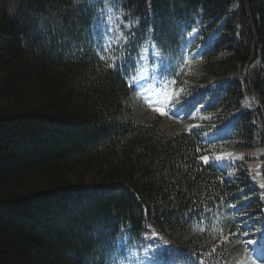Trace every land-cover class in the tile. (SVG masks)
<instances>
[{
	"label": "trees",
	"instance_id": "1",
	"mask_svg": "<svg viewBox=\"0 0 264 264\" xmlns=\"http://www.w3.org/2000/svg\"><path fill=\"white\" fill-rule=\"evenodd\" d=\"M194 31L228 74L177 94ZM148 71L179 133L119 118ZM245 149H264V0H0V264H237L239 238L262 258Z\"/></svg>",
	"mask_w": 264,
	"mask_h": 264
},
{
	"label": "rangeland",
	"instance_id": "2",
	"mask_svg": "<svg viewBox=\"0 0 264 264\" xmlns=\"http://www.w3.org/2000/svg\"><path fill=\"white\" fill-rule=\"evenodd\" d=\"M122 26H127L125 22H123L118 16H115L113 14H110L109 21L106 23V30L108 32V36L110 40L116 41L121 37L122 34ZM213 37H216V33H213ZM211 37V36H210ZM206 37H202V33L198 31H194L188 38V44L194 55L192 57L186 58V63L184 66V70L186 71V76L184 79V82L186 84L187 91L185 93H194L200 90V88H203L207 85H209V88L214 89L215 83L223 76L227 75L228 73H222L221 71L212 72L208 69L206 66V63L203 61V59L199 58L198 55H196V52L200 48L207 47L206 43L210 45L212 42L211 39H209V42L202 43L206 41ZM185 45L181 47V53H184ZM227 53V52H226ZM139 89H142L143 92H137L134 95H132L130 98L125 99L123 101L124 108L122 112L120 113L119 117L121 119L125 120H131L136 123H150L153 121V119L159 115H162L164 117L163 121L160 124V129L162 132L166 134H176L180 132L184 128L183 122L167 117L166 115V109L161 106L162 102L166 100L167 98L162 97L160 99H154L152 101H148L149 92L151 91L150 81L148 79H145L142 82V85H140ZM157 108H162L165 110L164 114L158 113L156 111ZM215 113V114H213ZM219 112L210 111L207 115H205V118H208L210 116H215ZM199 118L192 119V122L198 123V124H207L210 123L205 121V119L200 114ZM203 118V119H202ZM262 152L264 154V149L258 150V149H245L243 151H240L239 156H241V159L243 162H245L242 166L247 168L250 172L254 173L256 176L260 175L261 169L264 167V159L262 158ZM227 155V154H226ZM231 156V155H229ZM223 157H218L217 159L219 161L222 160ZM153 160L152 157H144L141 161L135 160L136 163L140 164H148ZM220 214V212H219ZM176 236L179 234L175 233ZM190 232L183 235L184 238H187L190 236ZM209 240H205L203 244L207 243ZM245 240L238 239L237 245H240L241 248L236 252V259L235 262L237 264H252L251 262H257L253 261L248 255V247L244 243ZM255 264V263H253Z\"/></svg>",
	"mask_w": 264,
	"mask_h": 264
},
{
	"label": "snow or ice",
	"instance_id": "3",
	"mask_svg": "<svg viewBox=\"0 0 264 264\" xmlns=\"http://www.w3.org/2000/svg\"><path fill=\"white\" fill-rule=\"evenodd\" d=\"M101 59H103V57H101ZM156 111L158 113H161V114H164V112H165V110L162 109V108H157ZM201 159L207 161L208 160V157L207 156H202Z\"/></svg>",
	"mask_w": 264,
	"mask_h": 264
},
{
	"label": "bare ground",
	"instance_id": "4",
	"mask_svg": "<svg viewBox=\"0 0 264 264\" xmlns=\"http://www.w3.org/2000/svg\"><path fill=\"white\" fill-rule=\"evenodd\" d=\"M124 101V100H123Z\"/></svg>",
	"mask_w": 264,
	"mask_h": 264
}]
</instances>
